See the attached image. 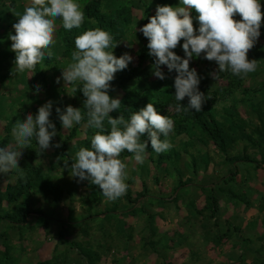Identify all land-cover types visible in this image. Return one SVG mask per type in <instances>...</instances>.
Wrapping results in <instances>:
<instances>
[{
    "label": "rangeland",
    "instance_id": "374dc122",
    "mask_svg": "<svg viewBox=\"0 0 264 264\" xmlns=\"http://www.w3.org/2000/svg\"><path fill=\"white\" fill-rule=\"evenodd\" d=\"M80 3L85 13L81 28L66 31L58 19L51 58L18 73L9 35L15 34L16 13L30 6V0H0V146L11 144V128L18 120L28 113L35 116L51 101L49 120L56 135L50 144L60 147L66 142L72 157L79 148L90 147L96 130L84 123L64 129L56 108L83 110L85 97L79 89L67 94L70 86L62 72L72 62L74 38L97 27L117 41L112 49L116 57L132 56L109 82L120 83V89L108 90V95L121 102V108L109 115L127 119L140 110L137 106L148 103L160 115L175 113L169 107L176 103L175 70L159 66L165 78L158 79L153 75V57L143 64L148 74L142 77L148 81L143 82L144 89L131 79L146 43L138 29L155 15L157 6L165 5L162 0ZM87 10H97L99 21L89 18ZM261 13L264 18V0ZM182 43L173 51L183 58ZM247 58L256 61V71L243 77L219 73L215 80L214 61L204 59L203 53L190 59L189 68L201 78L198 89L206 99L200 112L190 109L185 114L194 111L198 120L188 118L186 133L167 138L172 144L169 150L157 154L146 149L143 164L132 153L122 152L119 158L127 166L128 187L115 201H108L98 186L71 177L70 167L55 155L59 147L39 153L33 141L22 149L18 166L26 179L20 180L15 170L0 174L4 196L0 216L7 218L0 220V264H264V145L255 148L240 138L244 133L256 140L253 131L264 125V31ZM180 103L186 106L187 97ZM211 119L231 141L226 153L198 124L209 128ZM242 157L255 163L237 161ZM20 181L33 189L11 204L6 195L14 196ZM27 211L26 221L18 223L17 217Z\"/></svg>",
    "mask_w": 264,
    "mask_h": 264
},
{
    "label": "clouds",
    "instance_id": "9594fccd",
    "mask_svg": "<svg viewBox=\"0 0 264 264\" xmlns=\"http://www.w3.org/2000/svg\"><path fill=\"white\" fill-rule=\"evenodd\" d=\"M179 4L177 7L157 6L155 15L138 31L147 38L149 55L155 57L153 75L161 80L165 78L159 70L161 65L169 72H176V103L169 107L176 114L190 109L198 113L206 97L198 89L201 78L194 68H189L190 59L203 53L204 59L214 61L217 65L211 74L214 80L219 73L243 77L256 71V61L249 60L247 52L260 36L261 0H179ZM192 10L198 13L199 27L195 33L190 16ZM236 14L240 19H234ZM16 17L18 20L12 25L15 34H10L9 39L18 73L31 71L45 57L51 58L50 46L55 43L53 34L58 19L66 31L80 29L85 21L80 0H30V6L16 13ZM181 40L183 58L173 51ZM116 44L113 35L99 27L87 29L74 38L72 62L63 69L62 79L70 86L69 96L78 89L82 92L85 97L83 110L67 106L61 112L56 108L64 129L84 123L87 128L96 130L90 147L79 148L71 158V177L98 186L108 201H115L127 191L129 173L120 154L132 153V158L143 164L149 143L157 154L172 147L167 137L174 130L173 120L168 115L158 114L153 103L131 113L127 119L122 115L116 118L109 115L121 108L120 100L108 95L109 82L132 60L128 53L116 57L112 51ZM185 97L187 105L182 106L180 101ZM51 111L52 102L48 101L38 108L35 116L28 113L25 119L13 125L11 144L0 146V174L15 170L18 178L25 180L18 160L21 150L33 141L39 153L50 146L59 147V144H50L56 135L55 126L49 120ZM145 132L148 141L141 142Z\"/></svg>",
    "mask_w": 264,
    "mask_h": 264
},
{
    "label": "trees",
    "instance_id": "16d2710c",
    "mask_svg": "<svg viewBox=\"0 0 264 264\" xmlns=\"http://www.w3.org/2000/svg\"><path fill=\"white\" fill-rule=\"evenodd\" d=\"M162 2L165 5L166 4L170 5L172 3V4L180 6L179 0H162ZM87 15L89 18H92L94 20L99 21L97 10H94V11L87 10ZM190 16L192 17L194 30H196L199 27V22L196 19V17L198 16V13L195 12V10H192L190 12ZM261 24L262 25H261L259 30L264 31V26H263L264 18H261ZM145 42L146 43H145L141 53L138 55L139 61L137 64V68L134 70V72L132 73V76H131V79H133V83H138L143 89H144L143 82L144 81L148 82L146 78H142L143 76L148 77L147 69H144L143 64L146 61H149V59L151 60L153 58V56L149 55V49L147 48V43H148L147 38H146ZM118 89H120V83L117 84L115 82L113 84H110L109 90L113 91V90H118ZM152 89H154V88L152 87ZM137 107H138V109H142V106H137ZM185 113L186 112H182L180 114L174 113V114L169 115V117L174 122V130L172 133L169 134V136L167 138H169L170 136L180 137L182 133H186L187 127H188V118H191L192 119L191 122H193V123L198 120L197 119L198 115L195 114L194 111H192L190 116H187ZM198 124L201 125L202 129H204V130L207 129L206 130V132H208L207 136L210 138V140L213 141V143L222 151V153H226L225 148L227 146V142L231 143V141L227 135H225L223 137V133L221 131H219V129H218L217 122L214 119H211L210 124H209V128H206V126L204 124H201V122H198ZM253 133H254V135H256L258 137V138H256V140H254V138L252 139L251 136H247L244 133H243V137L241 135L240 138H242L244 141L250 142V144L255 148H259L260 144L264 145V125H262L258 130H254ZM147 141H148V134H147V132H145L144 134L141 135V142H147ZM147 149L148 150L151 149L150 143H149ZM55 155L58 159L62 160L64 163H66L67 166H69V167L71 166L72 156L69 153L66 142H63L61 144V146L59 147V149L55 153ZM237 159H238L237 161L242 162V163H248V162H250L251 164L255 163L253 160H250L247 157H242V158H237ZM262 160H263V157H262ZM26 184L20 181L19 186L17 187L18 189H17L16 193H14L15 195L10 196V195H12L11 193H8L6 195V199L8 198L7 201L9 203L13 204L17 200H19L21 198V196H23L27 191H29L30 189H33L31 186L26 185ZM3 197L4 196H1V193H0V206L2 203ZM29 214H30V212L27 211L26 215L18 216L16 221L18 223H24L26 221L25 216H27ZM3 219H7V218H2L0 216V220H3ZM60 237H62V236H60Z\"/></svg>",
    "mask_w": 264,
    "mask_h": 264
}]
</instances>
